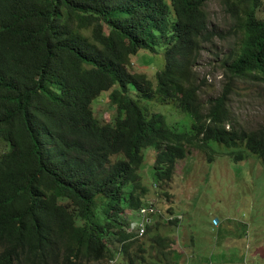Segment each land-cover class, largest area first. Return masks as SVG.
<instances>
[{"label":"trees","instance_id":"1","mask_svg":"<svg viewBox=\"0 0 264 264\" xmlns=\"http://www.w3.org/2000/svg\"><path fill=\"white\" fill-rule=\"evenodd\" d=\"M209 1L0 0V264H178L173 223L125 229L122 217L150 205L144 150L158 189L178 161L222 147L264 167V126L242 128L227 104L235 82L264 86V0H219L234 40L223 92L205 104L195 65L215 35ZM157 49L154 82L132 71L139 51ZM104 92L108 121L91 106ZM167 106L189 130L166 123Z\"/></svg>","mask_w":264,"mask_h":264},{"label":"rangeland","instance_id":"2","mask_svg":"<svg viewBox=\"0 0 264 264\" xmlns=\"http://www.w3.org/2000/svg\"><path fill=\"white\" fill-rule=\"evenodd\" d=\"M205 8L215 35L197 56L195 73L202 82L200 99L207 104L209 99L217 98L223 92L225 80L219 63L229 52L234 38L228 34L231 22L219 0L207 2ZM258 17L264 19V4ZM162 54L161 49L154 54L139 51L132 59V71L144 74L154 82L155 74L164 67ZM106 95L107 92L101 93L91 105L100 121L101 118L108 121L114 113V108L105 104ZM131 96L135 97L134 92ZM227 104L232 118L242 128L253 131L264 126V86L250 81L235 82ZM163 108L167 110L158 112L164 115L169 126H176L180 131L190 129L189 117L173 107L160 109ZM214 148L218 149L217 146ZM220 151L222 153L218 151L220 155L214 157L215 161H206L203 154H193L178 162L173 179L162 186L169 193L168 197L159 195L158 198L153 195L156 188L151 159L154 155L151 153L154 151L144 150L140 174L150 190L148 200L154 202L164 218L168 214L174 215L173 219L176 214L182 216L178 229L173 225L175 234L170 237L169 245L170 251L179 254L178 264H264V167L254 155L234 162L229 156L231 150L223 148ZM124 217L125 229L134 232L132 228H137L138 219L131 217L129 223ZM161 218L158 216L157 222L167 225ZM162 234L168 235L164 229ZM182 250L188 258L187 263Z\"/></svg>","mask_w":264,"mask_h":264},{"label":"clouds","instance_id":"3","mask_svg":"<svg viewBox=\"0 0 264 264\" xmlns=\"http://www.w3.org/2000/svg\"><path fill=\"white\" fill-rule=\"evenodd\" d=\"M136 73H138V72H136ZM175 127V126H174ZM176 129L178 130V128L176 127ZM179 131V130H178ZM220 149H222L223 150V147L222 148H220ZM220 149L218 150L220 153H222L221 151H220ZM154 151V150H153ZM152 155H155V152H153V153H151ZM220 154H218V156H219ZM224 155V154H223ZM190 156V155H189ZM189 156L187 157V158H185V159H189ZM217 156V157H218ZM226 156V155H225ZM216 157V158H217ZM206 158V157H205ZM151 159H153L154 160V158H151ZM185 159H183V160H180V161H184ZM207 159V158H206ZM214 160V159H213ZM212 160V161H213ZM216 160V159H215ZM214 160V161H215ZM180 161H178V162H180ZM206 161H209V160H206ZM177 162V163H178ZM177 163L175 164V167L177 166ZM174 172H175V170H174ZM139 174H140V171H139ZM173 176H174V174H173ZM154 187L157 189V190H159L158 189V187H156L155 185H154ZM162 191H163V189H162ZM166 191V190H165ZM167 192V191H166ZM169 194V193H168ZM151 197V196H150ZM150 205L149 206H147V207H143V208H141L138 212H136V213H133V214H131L130 216H127V217H125V219L126 220H129V223H130V218L131 217H136L138 220H137V228H132V230H134L135 231V233L137 234V236L138 237H141L144 233H145V225H150V224H154V223H156L157 222V218H158V216H160V217H162L161 219H163L164 217L162 216V212L160 211V210H158L157 208H156V206L154 205V202L152 201V200H148L147 201ZM154 217H157L156 218V221H154L153 219H154ZM170 218H172V216H170V215H166V218H164V221L165 222H171V223H173L172 224V226L173 225H175V223L174 222H172V221H170L169 219ZM180 218H182V216H180V215H177L176 214V218H175V220L176 221H178V223H177V225H175L176 226V229H178V227H179V224H180ZM213 220H215V219H213ZM161 224V223H160ZM168 225V224H167ZM242 225L243 226H246V228L248 227V224L247 223H245V222H242ZM126 230H130L129 228L127 229L126 228ZM142 230V232H141V234H139V232ZM130 232H131V230H130ZM246 237H248V232L246 231ZM244 236H245V232H244ZM189 242V241H188ZM183 243H185V242H183ZM182 252H183V250H182ZM183 254H184V256H185V259L184 260H188V258L186 257V255H185V253L183 252ZM245 261V260H244ZM242 264H246L245 262H242Z\"/></svg>","mask_w":264,"mask_h":264},{"label":"bare ground","instance_id":"4","mask_svg":"<svg viewBox=\"0 0 264 264\" xmlns=\"http://www.w3.org/2000/svg\"><path fill=\"white\" fill-rule=\"evenodd\" d=\"M155 205V204H154ZM156 206V205H155ZM156 208H157V206H156ZM168 215H170V216H172V218H170L169 220H173V218L175 217L174 215H172V214H168ZM139 234H140V232H139Z\"/></svg>","mask_w":264,"mask_h":264}]
</instances>
